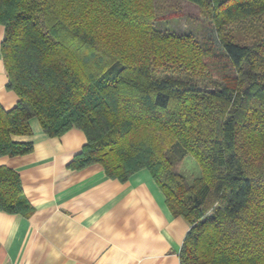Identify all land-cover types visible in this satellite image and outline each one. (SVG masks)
<instances>
[{
  "label": "trees",
  "instance_id": "trees-1",
  "mask_svg": "<svg viewBox=\"0 0 264 264\" xmlns=\"http://www.w3.org/2000/svg\"><path fill=\"white\" fill-rule=\"evenodd\" d=\"M159 0H0L7 88L0 157L25 156L37 120L87 144L68 166L128 182L146 170L190 230L180 264H264V0H185L208 22L156 31ZM230 65L221 83L207 60ZM192 157L201 175L180 172ZM0 212L31 216L20 174L0 167Z\"/></svg>",
  "mask_w": 264,
  "mask_h": 264
},
{
  "label": "crops",
  "instance_id": "crops-1",
  "mask_svg": "<svg viewBox=\"0 0 264 264\" xmlns=\"http://www.w3.org/2000/svg\"><path fill=\"white\" fill-rule=\"evenodd\" d=\"M4 37L0 25V105L11 111L19 97L7 88ZM31 127V136L13 140L33 143L32 153L0 157V167L20 174L34 208L31 216L0 212V264H180L190 225L172 214L148 171L121 183L100 165L71 170L84 132L50 138L37 120Z\"/></svg>",
  "mask_w": 264,
  "mask_h": 264
},
{
  "label": "rangeland",
  "instance_id": "rangeland-1",
  "mask_svg": "<svg viewBox=\"0 0 264 264\" xmlns=\"http://www.w3.org/2000/svg\"><path fill=\"white\" fill-rule=\"evenodd\" d=\"M157 10L164 17L163 21L156 23V31L162 34L175 32L178 34L196 33L202 40L204 28L209 26L205 18L199 13V8L185 0H159ZM210 68V78L202 84L221 83V79L226 73H230V65L227 61L220 59L207 60ZM180 172L189 180H193L201 175L198 163L192 157H186L180 165Z\"/></svg>",
  "mask_w": 264,
  "mask_h": 264
}]
</instances>
